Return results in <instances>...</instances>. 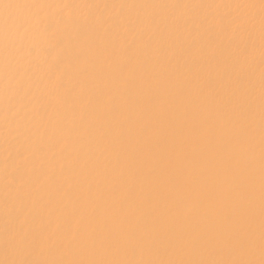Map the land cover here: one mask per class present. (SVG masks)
Returning a JSON list of instances; mask_svg holds the SVG:
<instances>
[{"label": "bare ground", "instance_id": "1", "mask_svg": "<svg viewBox=\"0 0 264 264\" xmlns=\"http://www.w3.org/2000/svg\"><path fill=\"white\" fill-rule=\"evenodd\" d=\"M0 264H264V0H0Z\"/></svg>", "mask_w": 264, "mask_h": 264}]
</instances>
